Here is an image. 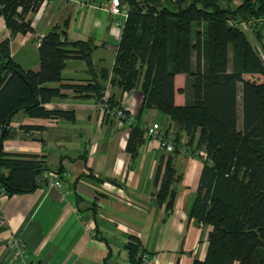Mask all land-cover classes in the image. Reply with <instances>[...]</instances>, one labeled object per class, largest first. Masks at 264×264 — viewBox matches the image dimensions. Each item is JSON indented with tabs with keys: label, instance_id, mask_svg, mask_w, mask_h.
I'll return each instance as SVG.
<instances>
[{
	"label": "trees",
	"instance_id": "trees-1",
	"mask_svg": "<svg viewBox=\"0 0 264 264\" xmlns=\"http://www.w3.org/2000/svg\"><path fill=\"white\" fill-rule=\"evenodd\" d=\"M120 1L121 14L106 8L122 29L111 71L95 70L94 42L71 40L66 21L44 36L40 70L34 72L17 65L10 43L18 34L35 33L28 17L51 0H0V18L11 33L0 44V187L7 195L30 193L36 176L46 170L39 156L3 152L17 114L71 118L73 112L45 107L68 97L62 93L66 89H73L77 100L106 101L110 109L121 106L124 93L140 90L142 111L156 110L174 126V151L161 158L165 172L157 192L168 215L175 198V157L186 151L204 164L190 218L212 231L205 260L194 264H264V81L246 78H264V26L258 22L264 19V0H244L237 7L232 0ZM243 23L250 25L248 30ZM69 61H83L96 78L62 84ZM178 75L186 76L183 106L175 102ZM143 128L139 118L130 126L132 156L145 135ZM171 128L162 126L167 138ZM129 240L130 263L143 264L146 250L138 238Z\"/></svg>",
	"mask_w": 264,
	"mask_h": 264
},
{
	"label": "crops",
	"instance_id": "crops-1",
	"mask_svg": "<svg viewBox=\"0 0 264 264\" xmlns=\"http://www.w3.org/2000/svg\"><path fill=\"white\" fill-rule=\"evenodd\" d=\"M243 1L232 0V5ZM110 2L51 0L28 17L35 33L18 34L11 40L12 58L23 70L38 72V36L68 21L71 40L94 42L95 70L111 71L122 29L115 26L118 18L106 10ZM10 35L5 19L0 18V44ZM63 76L62 84L67 85L96 78L83 61H69ZM185 85L186 76L178 75L175 102L179 106L186 103L181 93ZM62 93L68 97L53 99L45 107L73 112L71 118H32L21 112L12 119L3 141L4 153L39 156L46 170L36 176L34 191L0 196V212L6 220L0 224V264H19L8 246L14 239L25 244L29 264H131L127 246L132 236L140 240L152 264L204 261L212 227L190 218L203 161L184 152L175 158V198L173 213L168 215L166 203L159 205L157 198L165 172L158 141L145 134L132 156L127 124L102 115L95 99L77 100L73 89ZM121 100L123 109L143 125H162L159 112L142 111L140 90L124 93ZM170 126L169 135H173L174 126ZM202 152L197 150L198 155ZM50 174L60 187L50 185Z\"/></svg>",
	"mask_w": 264,
	"mask_h": 264
},
{
	"label": "built area",
	"instance_id": "built-area-1",
	"mask_svg": "<svg viewBox=\"0 0 264 264\" xmlns=\"http://www.w3.org/2000/svg\"><path fill=\"white\" fill-rule=\"evenodd\" d=\"M109 12L112 15L121 14L123 12L122 9V2L120 0H112L111 6L109 7ZM256 21V20H255ZM258 22L262 23L264 26V19L259 20ZM116 27L120 26V24H116ZM245 30H248L250 27L249 24L243 23L242 26ZM44 39L43 35L38 36L36 41V46L40 47L42 44V40ZM106 100V98H105ZM101 114L106 116H113L120 120L122 123H125L127 125H132L135 122V116L127 112L123 109L122 106L119 108L110 109L109 105L106 103V101L102 104L97 105ZM143 129L145 131V134L150 137L153 140L158 141L160 149L166 153L169 154L174 151V144L172 140V136H168V138L165 136V132L162 129V126L160 124H153L150 126L143 125ZM2 138V129L0 128V141ZM50 185L54 187H60L61 183L59 181H56L54 178V174H50ZM6 195L4 190L0 187V196ZM6 220L3 216V214L0 212V224L5 225ZM9 248L12 252H14L15 257L19 260V264H29L26 262V246L25 244L19 240L14 239L10 241ZM34 264V263H30ZM143 264H152L151 261L148 260L147 255L143 256Z\"/></svg>",
	"mask_w": 264,
	"mask_h": 264
},
{
	"label": "rangeland",
	"instance_id": "rangeland-1",
	"mask_svg": "<svg viewBox=\"0 0 264 264\" xmlns=\"http://www.w3.org/2000/svg\"><path fill=\"white\" fill-rule=\"evenodd\" d=\"M263 49H264V40H263V46H261ZM248 78H250V79H253V80H260V81H264V78L262 77V76H258V77H255V76H247ZM160 114V118H161V121H162V126L165 128V129H167L169 126H170V123H171V120H170V118L168 117V116H166V115H164V114H161V113H159ZM160 121V122H161ZM129 127L131 126V125H128ZM170 136H172V135H170ZM184 153L185 154H187V152L186 151H184ZM200 155V157H202V155L201 154H199ZM190 156H192V157H194L193 155H190ZM198 157V156H197ZM176 158V157H175ZM199 158V157H198ZM175 160V159H174Z\"/></svg>",
	"mask_w": 264,
	"mask_h": 264
}]
</instances>
